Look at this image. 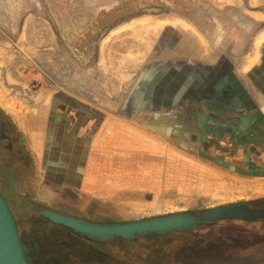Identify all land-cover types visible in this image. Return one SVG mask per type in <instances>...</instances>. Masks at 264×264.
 Instances as JSON below:
<instances>
[{
	"label": "rangeland",
	"instance_id": "obj_1",
	"mask_svg": "<svg viewBox=\"0 0 264 264\" xmlns=\"http://www.w3.org/2000/svg\"><path fill=\"white\" fill-rule=\"evenodd\" d=\"M165 33H177L199 66L213 59L208 64L215 69L245 72L264 38V0H0V86L12 85L6 70L22 62L45 73L50 89L44 97L52 103L48 132L34 138L33 172L18 169L27 177L15 172L7 178L2 165L13 159L0 153V189L31 264H264V222L172 233L152 240V247L143 238L111 241L101 250L41 215L49 210L97 224L180 213L200 218L212 209L264 199V165L253 166L264 160L245 149L253 145L264 153V142L228 137L223 144L215 141L219 148L211 151L208 134L166 141L163 154H148L141 143L127 152H95L93 164L101 173L94 177L104 188L118 184L111 190L117 194L100 203L81 191L92 139L78 140L81 127L89 124L96 132L107 114L149 131L160 77L149 61ZM187 78L179 82L183 90ZM74 117L81 119L71 126Z\"/></svg>",
	"mask_w": 264,
	"mask_h": 264
},
{
	"label": "crops",
	"instance_id": "obj_2",
	"mask_svg": "<svg viewBox=\"0 0 264 264\" xmlns=\"http://www.w3.org/2000/svg\"><path fill=\"white\" fill-rule=\"evenodd\" d=\"M178 36L177 33L174 35L165 33L156 45L157 52L149 61V66L153 63L155 65L153 69L164 78L161 80L159 77L157 89L159 101L156 107H153L157 112H153L148 118L149 131L145 128L142 130L135 128V123L130 120L107 114L103 116V121L96 132H92L89 124L79 129L77 135L79 141H88L92 137L87 165L80 181L81 191L100 203L108 201L105 199L106 196H109L110 200L111 194H117V190L113 192L111 190L118 189V184L104 188L101 181L97 182L98 179L94 176L101 173V170L93 164L95 152L107 150L127 152L134 149L135 143H141L148 154H163L165 146L162 143L168 141L177 144L187 135L191 137L190 141H197L193 138L194 134L195 136L208 134L207 141L211 144H207L206 147L211 151H217L219 148V145L214 146L215 141L223 144L228 137L235 139L234 142H264V38L259 43L252 65L245 72L238 69L231 73L222 65L219 69L209 66L208 62H212L213 59L212 61L202 59L199 66L197 54L194 56L186 53L184 50L187 46L178 39ZM178 62L181 63L178 65ZM187 62L189 65L190 62L196 63L194 66L185 67L183 63ZM182 70L190 72L189 75L181 74ZM183 76H188L184 90L179 85ZM47 91L48 89L30 91L25 86L21 88L0 86V110L11 120L15 129L22 133L30 152L35 149L34 138L39 136L42 140L43 135L49 130L52 103L51 97H44ZM183 94H190L184 102ZM34 97L35 101H31ZM93 110L95 114L102 116V111L99 113L96 109ZM80 119L74 117L71 126L78 125ZM185 121L189 124L184 125ZM149 125L151 127L156 125L157 128L150 130ZM246 125L252 128L247 129ZM259 126L260 129L256 131L255 128ZM217 135L219 137L214 140V136ZM245 149L251 152L250 156L264 160V153L260 148L250 145ZM80 150L81 148H78L75 151ZM224 152L230 151L228 149ZM237 155L239 157V154ZM253 164L261 168L264 165L261 163L259 166L255 161ZM92 175L94 178H91Z\"/></svg>",
	"mask_w": 264,
	"mask_h": 264
},
{
	"label": "water",
	"instance_id": "obj_3",
	"mask_svg": "<svg viewBox=\"0 0 264 264\" xmlns=\"http://www.w3.org/2000/svg\"><path fill=\"white\" fill-rule=\"evenodd\" d=\"M4 138L0 123V140ZM41 215L52 224L67 228L81 238L106 243L116 240L134 241L138 238L172 232L194 230L205 223L239 220L247 223L264 219V210H251L247 205L221 207L205 212L200 218L188 213L173 214L137 222L97 224L45 210ZM0 264H29L21 244L15 220L0 192Z\"/></svg>",
	"mask_w": 264,
	"mask_h": 264
},
{
	"label": "flooded vegetation",
	"instance_id": "obj_4",
	"mask_svg": "<svg viewBox=\"0 0 264 264\" xmlns=\"http://www.w3.org/2000/svg\"><path fill=\"white\" fill-rule=\"evenodd\" d=\"M6 73H8L6 75L7 82L9 83V80H11L10 84L12 85L10 84L9 85L13 88H21L22 86H25L30 91H38L41 89L45 91L46 89H50V86L47 85L46 79L44 78L43 74L37 68L28 66L25 63H22V62L15 63L14 65H12V67L6 70ZM40 78H42V80H40ZM0 123L2 125L3 133H4V138L0 140V153H5L6 159L7 158L11 160L13 159V162L9 163L10 165L9 164H6L5 166L2 165L1 172L4 175H6L7 178H9L15 172L25 173V176L27 177L26 172L27 173L33 172L34 170L33 166L35 164L33 162L32 153L27 147L25 138L22 135V133H20L19 131L15 129L11 120L7 116H5V114L1 110H0ZM2 161L3 160L0 159V164L2 163ZM18 169L24 170L26 172L19 171ZM7 174L9 176H7ZM25 176L21 175L19 176V179L26 180ZM12 178H15V176H12ZM0 192L3 195L1 189H0ZM238 205H247L251 210H264V199L259 200L254 204L245 203V204H238ZM233 206H236V205H233ZM231 222H238V223H241L247 226L249 225L256 226V223L264 222V219H257L251 223L234 220V221H221V222H215V223H210V224H213L212 227L216 228L220 224L231 223ZM200 225H203V224H200ZM200 225H197V226H200ZM188 231H183V232H188ZM195 232L196 230L192 233H195ZM172 233H182V232H172ZM20 241H21V244L23 245L21 237H20ZM24 248H25V256L27 258V261L29 264H31V261L29 258L28 247L24 246Z\"/></svg>",
	"mask_w": 264,
	"mask_h": 264
},
{
	"label": "trees",
	"instance_id": "obj_5",
	"mask_svg": "<svg viewBox=\"0 0 264 264\" xmlns=\"http://www.w3.org/2000/svg\"><path fill=\"white\" fill-rule=\"evenodd\" d=\"M58 226V225H57ZM213 226V224H210V223H205V224H203V225H200V226H195V228H194V230H190V231H188V232H194L195 230H197V228H201V227H206V228H208L209 230H214L215 229V227H212ZM61 227V226H60ZM65 230H66V228H65ZM68 230V229H67ZM68 231H70V233H72L73 235H75V236H77L75 233H73L71 230H68ZM183 233H187V232H183ZM167 236H159V235H149V236H145V237H141V238H143V239H147V240H149V242H148V244L146 245V246H148V247H152V245H150V244H152V243H150L152 240H157V239H160V238H166ZM77 238L78 239H80V240H83V241H85V242H87V243H90V244H92L93 246H96L98 249H101V250H106V248L104 247V245L106 244V243H98V242H93V241H90V240H88V239H84V238H81V237H79V236H77ZM141 238H138V239H141ZM137 240V239H136ZM136 240H134V241H126V240H116L117 242H123V243H131V242H136ZM109 251V250H108ZM110 251L111 252H113V250H111L110 249Z\"/></svg>",
	"mask_w": 264,
	"mask_h": 264
},
{
	"label": "bare ground",
	"instance_id": "obj_6",
	"mask_svg": "<svg viewBox=\"0 0 264 264\" xmlns=\"http://www.w3.org/2000/svg\"><path fill=\"white\" fill-rule=\"evenodd\" d=\"M76 78V77H75ZM242 171V170H241Z\"/></svg>",
	"mask_w": 264,
	"mask_h": 264
}]
</instances>
